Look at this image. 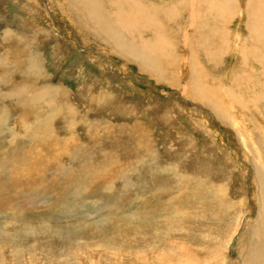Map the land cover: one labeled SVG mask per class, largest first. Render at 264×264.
Here are the masks:
<instances>
[{
	"label": "rangeland",
	"instance_id": "374dc122",
	"mask_svg": "<svg viewBox=\"0 0 264 264\" xmlns=\"http://www.w3.org/2000/svg\"><path fill=\"white\" fill-rule=\"evenodd\" d=\"M68 1L0 0V56H6L0 64V264H123L124 255L129 258L140 249L135 243L159 237L157 247L165 245L159 251L168 264H253L252 230L261 210L256 186L263 190V184L256 179L251 153L257 141L264 142V97L244 90L248 75L261 81L259 65L251 67L244 51L256 45L259 51V38L247 24L251 14L258 20L264 0H200L201 22L186 34L189 0H170L172 15L156 10L153 25L143 29L137 23L134 31L141 43L155 49L159 61L151 63V70L141 62L139 48L128 47L130 35H124L126 45L116 47L120 42L99 33L106 27L95 26L87 9V14L69 9ZM97 1L114 20L113 0ZM222 3L233 5V12L222 10ZM85 20L95 28L87 29ZM155 34L165 39L157 46ZM239 71L243 92L237 88L240 97H229ZM43 86L58 89L54 98ZM207 98L216 104L213 108L202 102ZM239 98L258 102L241 115ZM231 102L245 123L219 117L217 111H230ZM247 116L253 125L241 139L235 130L249 124ZM77 148L86 158L70 159L68 152ZM151 151L156 159L151 164L157 162L163 172L138 166ZM84 160L99 174L91 183L88 177L89 188L73 212L61 211L70 186L59 171L68 166L78 171ZM134 165L133 186L125 189L119 175ZM166 168H175L176 174ZM258 264H264L262 259Z\"/></svg>",
	"mask_w": 264,
	"mask_h": 264
},
{
	"label": "bare ground",
	"instance_id": "6f19581e",
	"mask_svg": "<svg viewBox=\"0 0 264 264\" xmlns=\"http://www.w3.org/2000/svg\"><path fill=\"white\" fill-rule=\"evenodd\" d=\"M161 1H163L164 2V5L165 6H162L160 3H158L156 0H113L112 2H111V6H113V7H115L116 9H117V12L115 13V15H114V20H111L108 16H106V15H108V14H105V13H103L102 11H101V8H100V4L98 3V1L97 0H69L68 1V5H69V9H72L73 11H75V12H79L80 11V14L81 13H86V10L85 9H87V11L89 12V16H90V18H91V20H92V22H93V24L95 25V26H98V27H100V26H103V27H106L104 30L103 29H99V33H101V32H103L104 34H105V37L107 38V39H112V40H110L111 42H113L114 44L116 43V42H120V43H116V47H119L120 48V46H124V45H126V42L124 41L125 40V37H124V35H130L131 36V39H129V40H127V44H128V47L130 48V45H131V47H133V48H130V49H135V48H139V51H137L138 52V54L142 57V59L143 60H141V62H143L144 63V65H145V67L149 64V67H147V69H150L151 70V63L153 62L155 65H156V62H158L159 60H157L156 61V58L154 57V55H155V49L154 48H151L149 45H146L145 44V41H142V43L138 40V36H137V34L136 33H134V31H137V23L139 24L138 26H139V28H143L144 29V26L145 25H147V24H154V22L156 21V19H154V14H155V11L156 10H159V11H161L162 12V14H169V15H172V10H171V7H172V4H169L171 1L169 0V1H167V2H165V0H161ZM160 1V2H161ZM183 1V0H182ZM101 3H102V1H100ZM152 2H154V7L156 8L155 10H154V12L153 11H151L150 10V3H152ZM163 2H161V3H163ZM207 2H209L208 0H207ZM253 2V1H252ZM199 3H200V0H189L188 2H187V4H186V8H187V10H188V19H187V22H188V24L186 25V29H185V34L186 33H188L189 32V28L188 27H194L196 24H197V22L198 21H200L201 22V18H202V13H201V11L199 10ZM201 4V3H200ZM175 5V4H174ZM179 5H181V3L179 4ZM224 3H222V5H221V9L222 10H224L225 12H227V13H231V12H233V9H232V7H233V5H229L228 7H224ZM248 5H252V3H251V1H249V3H248ZM103 6V5H102ZM123 6H125V7H127V10H124V9H122L123 8ZM152 6V5H151ZM167 6H168V8H167ZM253 6V5H252ZM260 6L264 9V4H260ZM183 7H185L184 5H183ZM255 8V7H254ZM176 9V8H175ZM128 10H129V12H128ZM183 10V9H182ZM208 10V9H207ZM257 10H258V7H257ZM260 10H261V8L259 7V13L257 12V14L260 16L259 18H258V20H256V21H254V18H253V14H251L250 16L252 17V20L250 21V24L248 23L247 24V28H248V31L250 32V33H252V36L254 35L256 38H259V39H256V40H259V51H257V45L256 46H253V49H247V50H245L244 51V53H245V55L247 56V54H249V56H250V59L248 58V60H249V63L248 64H250V66L252 67L253 65H255V64H257V65H259V67H260V73H261V75H259V77L261 76V81L259 82L257 79H260V78H255V77H257L256 75H255V73H254V77H252V76H250V75H248L249 77V81L245 84V89L244 90H247V93H253V92H257V94H260L262 97H264V52L262 51V50H264V11H262V12H260ZM133 11V12H132ZM212 11V10H211ZM254 11V10H253ZM255 11H256V9H255ZM179 13V12H178ZM186 13V12H185ZM256 13V12H255ZM87 14V13H86ZM134 15H137L138 17H136V16H134ZM176 15H178V14H173V17H175ZM180 15H181V13H180ZM157 17V16H156ZM165 17V16H164ZM163 17V18H164ZM169 17V16H168ZM172 17V18H173ZM84 18V17H83ZM169 18H171V17H169ZM182 18V17H181ZM175 19V18H174ZM200 19V20H199ZM159 20V19H158ZM204 20V19H203ZM184 21V20H183ZM160 22V21H159ZM248 22H249V20H248ZM157 23V22H156ZM85 24L87 25V29H89V30H91V26H93V25H91L89 22H88V20H85ZM160 24V23H159ZM95 26H93L94 28H95ZM148 26V25H147ZM154 26H156V25H154ZM159 26V25H158ZM161 26V25H160ZM159 26V27H160ZM254 27H256V29L254 28ZM145 28H146V26H145ZM148 28V27H147ZM154 28V27H153ZM157 28V27H156ZM165 28H166V26H165ZM148 29H151V27L150 28H148ZM204 26L203 27H201V31L204 33ZM188 31V32H187ZM215 31V30H214ZM213 31V33H216L217 34V32H214ZM155 32V31H154ZM137 33H138V31H137ZM212 33V32H211ZM238 33V32H237ZM249 33V34H250ZM161 34V33H160ZM158 35H159V33H158ZM157 34H155V39H156V41H155V45L157 46V44L159 43V42H163L165 39H164V37L163 36H158ZM199 35H201V33H199ZM197 36H198V34H197ZM202 36V35H201ZM215 36V35H214ZM240 36V35H239ZM251 36V37H252ZM182 37H184V42H185V39H186V36L184 35V36H182ZM189 37V36H188ZM250 37V38H251ZM201 38V37H200ZM220 38V37H219ZM245 38H249V37H245ZM254 38V37H253ZM198 39V38H197ZM202 39V38H201ZM167 40V39H166ZM255 40V39H254ZM255 40V41H256ZM224 41V40H223ZM247 41V40H246ZM246 41H244V42H246ZM122 42H125V44L124 43H122ZM137 42V43H136ZM203 42H204V40H203ZM253 42V41H252ZM138 43H141V44H138ZM197 43V42H196ZM199 43V42H198ZM201 43H202V41H201ZM247 43V42H246ZM255 44H258L257 42H254ZM253 43V44H254ZM190 44L191 43H189V41H188V45L190 46ZM209 44V43H208ZM214 44V43H213ZM252 44V43H251ZM251 44H250V46H251ZM254 44V45H255ZM183 45V44H182ZM197 45V44H196ZM201 45V44H200ZM199 45V46H200ZM154 46V45H153ZM184 46V45H183ZM192 46V45H191ZM198 46V45H197ZM251 46V47H252ZM186 47V46H185ZM117 49V50H120V49ZM125 48V47H124ZM189 48V47H188ZM212 48V47H211ZM214 48H216V47H214ZM247 48H249L248 46H247ZM240 49L243 51V46H241L240 47ZM145 51V52H144ZM205 51V50H204ZM207 51V50H206ZM133 53H135V51H132ZM233 52V51H232ZM253 52H256V54H254ZM247 53V54H246ZM129 54V53H128ZM17 55V54H16ZM240 55V54H239ZM151 56H153L151 59H150V57ZM6 57V56H5ZM5 57H2V56H0V64H2L3 65V63L4 62H6V59H5ZM241 57V56H240ZM239 57V58H240ZM238 57L236 58V60L237 59H239ZM138 59V58H137ZM37 64V63H36ZM9 66L10 65H7V66H4V68L5 69H7V70H9ZM31 66H32V68L34 67V65L31 63ZM143 66V65H142ZM256 66V65H255ZM38 67V66H37ZM246 67V66H245ZM248 67H249V65H248ZM154 68V67H153ZM154 69H156V68H154ZM153 69V70H154ZM258 69V68H257ZM11 70V69H10ZM255 70V69H254ZM243 70H241V72H242ZM244 72H246V71H244ZM251 72V71H250ZM232 73V72H231ZM238 73V72H237ZM248 73V72H247ZM247 73H246V75H247ZM32 77H35V73H29ZM243 74V73H242ZM252 74H253V72H252ZM257 74V73H256ZM9 75V74H8ZM30 75H28V73H27V76L26 77H28L29 78V76ZM236 75V74H235ZM240 78H238V79H235L234 80V83L232 82L230 85H231V89H233V85H235L236 86V89H234V90H232V91H230V93L228 94V96L229 97H231V96H233V95H236V96H239V95H237V94H239L240 93V91H242L243 92V78H241V73H240V71H239V73L237 74ZM232 77H233V75H232ZM235 77H237V76H234V78ZM229 83V82H228ZM251 84H252V86H251ZM229 85V84H228ZM46 89L45 91H44V93L47 95V93L49 94V96H50V98L52 99V98H54V96L57 94V92H58V89L56 88H50V87H47V86H43L42 87V89ZM240 90V91H238L237 92V90L238 89ZM31 92V91H30ZM191 93H192V90H191ZM15 94V93H14ZM24 94H26V92L24 91ZM29 94V93H28ZM33 94V93H32ZM244 94V93H243ZM6 95H8V94H6ZM30 95V94H29ZM31 96V95H30ZM33 96V95H32ZM246 96V95H245ZM240 97V96H239ZM46 98V97H45ZM232 100H234L235 98H231ZM251 100H252V98L250 99V100H248L247 101V99L245 98H239V102H240V104L243 106V112H241V115H242V113H244L245 115H247L246 113H248V106L249 105H254V104H256L257 102H258V100H255L254 102H251ZM27 101V100H26ZM229 101H231L230 99H229ZM202 102H204L207 106H210L211 108H213L212 106H214V105H216L213 101H210V100H208V98L206 99V100H202ZM51 103V102H50ZM239 104V105H240ZM55 106V105H54ZM238 106V105H237ZM237 106H235V107H237ZM232 102L230 103V107H228V109L230 110V111H228V110H226V111H228L229 112V114H228V112H226V113H223L222 112V110H221V112H220V110L219 111H217V113H218V115H219V117L224 121V122H227V119L229 118V120H233V121H235L238 125H239V121H243V120H239L240 118V114L238 113V112H236V110H232ZM256 110V109H255ZM72 111V110H71ZM71 113V112H70ZM257 113V112H256ZM226 115H228L227 116V118H226ZM249 115V114H248ZM218 117V118H219ZM248 117V116H247ZM256 117V116H255ZM253 121L254 120H252L251 118H249L248 117V120H247V122L249 123V124H245V126L242 128V127H240L239 126V128L237 129V130H235L236 132H237V136H239V138H241L242 139V132L243 131H245V133H248V132H246V130H250L249 129V125L250 124H252L253 125ZM0 122H1V120H0ZM246 122V123H247ZM3 123V122H2ZM233 123V122H232ZM243 123H245L244 121H243ZM236 124V125H237ZM242 125V124H241ZM235 127V126H234ZM250 132V131H249ZM49 135V134H48ZM32 136V135H31ZM43 136L44 135H42V134H40V135H37V137H40V140H42L43 139ZM131 136V135H130ZM249 136H250V134H249ZM259 137L261 136V135H258ZM141 137V136H140ZM252 136H250V138H251ZM259 137H257V138H259ZM264 138V137H263ZM249 139V138H248ZM253 139V138H252ZM252 139H251V141H252ZM127 141V140H126ZM242 141V140H241ZM128 143V142H127ZM253 143H255V142H253ZM260 143V144H259ZM116 144V143H115ZM119 144V143H118ZM263 145L264 146V142H262L261 140L260 141H257V144H256V146H257V148H254V146L255 145H253L252 147L256 150L254 153H251L252 155H251V159L252 160H255L254 162H255V164H256V166H257V169L255 170V171H257V177H256V179H259L261 182H262V184H263V190H261V188L257 185L256 186V189H258V191H259V196H257V201L260 203V206H261V210H260V214H259V222L253 227L254 228V230H252V233H253V237H254V239H253V241L255 242V244H254V246H252L251 248H250V250L252 251V253L253 254H251L250 255V257L251 258H249L250 260L249 261H251L253 258H254V260H253V264H258V261L259 260H261L262 259V262L264 263V164H263V162H262V160H261V158H264V156L262 157L261 156V158H260V156L259 155H261L262 153H264V147L261 149V150H259L260 148H259V145ZM124 145H126L125 143H124ZM127 146V145H126ZM242 147H244L245 149L247 148V147H245L244 145L242 146ZM75 148V147H74ZM117 148L119 149V151H120V148H121V146L120 145H117ZM243 148V149H244ZM259 148V149H258ZM118 149H117V151H118ZM127 149V148H126ZM133 149V148H132ZM66 150V149H65ZM128 150V149H127ZM247 151V150H246ZM245 151V152H246ZM68 152V151H67ZM109 153H111V151H108ZM244 152V151H243ZM242 152V153H243ZM69 154H67L69 157H70V159H72V160H75V159H78V160H80V159H83V158H86L85 156H83L82 155V152H79L78 151V148L77 149H75V150H73L72 152H68ZM90 153V152H89ZM88 153V150H87V157H89V156H91L90 154ZM113 154H118L116 151H113L112 152ZM128 152H124L123 150H122V155H126ZM135 153V152H134ZM151 153H152V151L150 152V154H149V157H145V156H142V157H140L139 158V163H138V166H140V167H142L143 169H145V170H147V171H157V172H159V171H162V168L160 167L159 168V166H158V164H157V162L154 164V165H152L151 164V161L154 159V160H156L155 158H154V156L153 157H151L150 155H151ZM248 153H249V151H248ZM261 153V154H260ZM137 154V153H136ZM139 154V153H138ZM244 154V153H243ZM245 154H247V153H245ZM253 154H254V156H253ZM86 155V154H85ZM249 155H250V153H249ZM134 156H136V155H134ZM247 156V155H246ZM104 157V156H103ZM105 157H107L106 156V154H105ZM112 157V156H111ZM116 157V156H115ZM92 158V157H91ZM254 158V159H253ZM248 159V158H247ZM78 160H75V161H78ZM107 160V159H106ZM106 160H102V161H105V162H107L108 163V165H110V166H112L113 165V163L111 162V164H110V162H108V161H106ZM83 161V160H82ZM85 161V160H84ZM247 161V160H246ZM80 162V161H79ZM152 162H154V161H152ZM95 163V162H94ZM137 163V162H136ZM70 164V163H69ZM137 165V164H136ZM254 165V164H253ZM252 165V166H253ZM102 166H105V164H102ZM138 166H132V168H129V170H126V171H123L120 175H119V177H120V179L122 180V185L124 186V188L125 189H130L132 186H133V180L130 178V176H133L134 175V172H136L137 170H138ZM255 166V165H254ZM115 167H116V165H115ZM118 167V166H117ZM95 168H97L96 166H95ZM100 168V167H99ZM168 168V167H167ZM166 168V169H167ZM174 169L175 168H171V169H167L168 171H172L173 172V174L175 175L176 174V172L174 171ZM100 170H102L101 168H100ZM159 170V171H158ZM163 172V171H162ZM166 172V171H165ZM103 173V172H102ZM99 174V171H97V170H95L92 166H91V164H90V162H88V161H85L84 162V164H82V162H80V169L78 170V171H74L73 170V168H71V166H68L67 168H61V170L59 171V175L60 176H63V179H64V181L66 182V185L68 184L69 186H70V190L67 192V194L65 195V197L63 198V201H62V203L60 204V207H61V211H69V212H73V208H77L78 206H79V204H76V202L78 203V200H79V198L81 197V195L83 194V190L84 189H87V188H89V187H87V185L89 184V183H91L92 181L91 180H94V178H97L96 176ZM104 174V173H103ZM92 177V179H90L89 180V183H88V177ZM187 179V178H186ZM109 181V180H108ZM175 181V180H174ZM111 182V181H110ZM195 183V182H194ZM180 187L181 188V186H182V183H181V181H179V184L177 185V187ZM261 190V191H260ZM64 195H62V196H59V197H57V201L56 202H58L59 203V201H60V199L64 196ZM175 196H177V195H175ZM175 196H173V198L175 197ZM180 196V195H179ZM175 199V198H174ZM59 200V201H58ZM169 201H171V200H169ZM176 201V200H175ZM177 201H178V199H177ZM187 202V201H186ZM257 202V203H258ZM57 203V204H58ZM169 203V202H168ZM175 203V202H174ZM167 204V203H166ZM169 205V204H168ZM177 205H178V203H177ZM161 206V205H160ZM172 205H170V207H171ZM175 206V205H174ZM184 206V205H183ZM181 207H182V205H181ZM172 208V207H171ZM178 209V208H177ZM77 210V209H76ZM165 210L166 211H168V212H170V208L169 207H166L165 208ZM164 210V211H165ZM68 212V213H69ZM61 213V212H60ZM171 213V212H170ZM179 213V212H178ZM66 214V213H65ZM172 214V213H171ZM177 214V213H176ZM68 215V214H67ZM166 215V214H165ZM172 215H174V214H172ZM179 215V214H178ZM164 217V216H163ZM168 217V216H167ZM165 218V217H164ZM183 219H186V218H183ZM167 221V220H166ZM257 221V220H256ZM102 222H105V219H101V224H103ZM131 222V221H130ZM175 222V221H174ZM184 222V221H183ZM99 223V222H98ZM176 223V222H175ZM174 223V224H175ZM101 224H99V226L101 225ZM106 224V223H105ZM155 224V223H154ZM157 225H158V223H156ZM170 224V223H169ZM255 224V223H254ZM26 225V224H25ZM95 225H96V223H95ZM156 225V226H157ZM45 226V225H44ZM47 226V225H46ZM88 226V225H87ZM86 225H85V227H87ZM127 226L129 227V229L130 228H132V226H131V223H129V224H127ZM161 226V225H160ZM175 226V225H174ZM24 228L26 227V226H23ZM82 227L83 226H81V229L79 228V231H80V234L81 235H84L85 234V232L86 231H84L83 229H82ZM126 227V226H125ZM165 227V226H164ZM185 227V226H184ZM184 227H183V230H184ZM84 228V227H83ZM160 228V227H159ZM162 228H163V226H162ZM186 228V227H185ZM189 228V227H188ZM252 228V229H253ZM21 229V228H20ZM85 229V228H84ZM151 229V228H150ZM182 229V228H181ZM28 230H29V226H28ZM32 230H33V228H32ZM86 230V229H85ZM152 230V229H151ZM166 230H167V228H166ZM169 230V229H168ZM183 230H182V232H183ZM175 231H177V230H175ZM178 231H180V229L178 230ZM23 232H24V230H23ZM31 232V231H30ZM29 232V233H30ZM184 233H185V231H184ZM24 234V233H23ZM33 234V233H32ZM58 234V233H57ZM56 234V236H59V235H57ZM176 234V233H175ZM158 236H160L159 234H157ZM169 235V234H168ZM182 235V234H181ZM181 235H180V239H183V238H181ZM164 236H167V235H165V232H164ZM175 236V235H174ZM178 236H179V234H178ZM177 236V237H178ZM11 238V237H10ZM163 238H165V237H163ZM159 240H160V237H159ZM159 240H152L151 242H146V243H143V241H142V243L139 241V243L137 242V243H135V245H133V247L136 249V248H139L140 247V249L139 250H136L135 252H137L136 254H133L132 256H131V254H130V256H129V258L128 257H125V255L123 256V258H122V260H120L119 262H123V264H133V259H135V260H137L136 262H137V264H141V263H143V264H147V263H149V262H151L152 264H168L167 262H165V260L162 258V255H160V249H162L163 247H165V245L162 247L161 246V248H159L160 246H159V244H158V242H159ZM176 240V239H175ZM184 240V239H183ZM165 242H167V241H165ZM170 242V241H169ZM173 242H176V241H173ZM172 242V243H173ZM160 243H161V241H160ZM172 243H168L167 242V244H172ZM162 244V243H161ZM165 244V243H164ZM176 244V243H175ZM102 245V244H101ZM157 246H159V247H157ZM168 246V245H167ZM166 246V248H164V249H166L165 251L167 252V247ZM175 247H176V245H175ZM174 247V248H175ZM173 248V249H174ZM169 249V248H168ZM181 249H182V247H181ZM126 250V249H125ZM175 250V249H174ZM169 251H170V249H169ZM177 251H178V249H177ZM182 251V250H181ZM74 252V251H73ZM139 252V253H138ZM171 252H173V250L171 249ZM127 253V252H126ZM165 253V252H164ZM164 253L162 252V250H161V254H163L164 255ZM176 253V252H175ZM182 253V252H181ZM21 254V253H20ZM143 254V258H144V261L145 262H141L140 263V256ZM177 254V253H176ZM168 257H170L168 254H166ZM201 255V254H200ZM165 256V255H164ZM166 256V257H167ZM177 256V255H176ZM202 256V255H201ZM20 257V256H19ZM30 257V256H29ZM74 257H76V259H77V255L76 256H74ZM82 257V256H81ZM165 257V258H166ZM189 257H190V255H189ZM193 257V256H192ZM179 258H181V255H180V257ZM211 258V257H210ZM20 259V258H19ZM21 259H22V257H21ZM33 259V258H32ZM89 259V258H88ZM118 260H119V258H117ZM170 259V258H169ZM174 259V258H173ZM172 259V260H173ZM191 259V258H190ZM29 260H30V258H29ZM34 260V259H33ZM32 260V261H33ZM110 260H112V259H110ZM134 260V261H135ZM176 260V259H175ZM179 260V259H178ZM24 261V260H23ZM35 261V260H34ZM84 261V260H83ZM108 261V260H107ZM116 261V263H117V260H115L114 259V262ZM180 261V260H179ZM184 261V260H183ZM191 261H193V260H191ZM199 261V260H198ZM197 261V262H198ZM222 261V260H221ZM15 262V261H14ZM17 262V261H16ZM27 262V261H26ZM111 262V261H110ZM181 262V261H180ZM187 262V261H186ZM91 263V262H90ZM247 263H249V262H247ZM251 263H252V261H251ZM250 263V264H251ZM5 264V263H4ZM9 264V263H8ZM13 264V263H12ZM26 264V263H25ZM28 264V263H27ZM119 264V263H118ZM174 264V263H173ZM188 264H189V262H188ZM195 264V263H194ZM198 264V263H197Z\"/></svg>",
	"mask_w": 264,
	"mask_h": 264
}]
</instances>
